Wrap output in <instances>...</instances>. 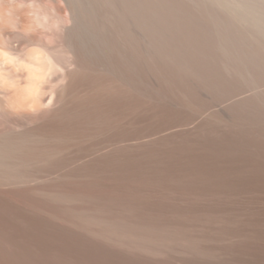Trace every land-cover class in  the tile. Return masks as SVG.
Listing matches in <instances>:
<instances>
[{"label":"bare ground","instance_id":"obj_1","mask_svg":"<svg viewBox=\"0 0 264 264\" xmlns=\"http://www.w3.org/2000/svg\"><path fill=\"white\" fill-rule=\"evenodd\" d=\"M0 264H264V0H0Z\"/></svg>","mask_w":264,"mask_h":264}]
</instances>
